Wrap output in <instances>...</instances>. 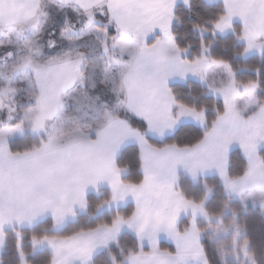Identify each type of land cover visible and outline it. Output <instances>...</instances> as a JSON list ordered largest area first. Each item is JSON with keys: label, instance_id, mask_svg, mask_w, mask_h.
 <instances>
[{"label": "snow or ice", "instance_id": "1", "mask_svg": "<svg viewBox=\"0 0 264 264\" xmlns=\"http://www.w3.org/2000/svg\"><path fill=\"white\" fill-rule=\"evenodd\" d=\"M0 264H264V0H0Z\"/></svg>", "mask_w": 264, "mask_h": 264}, {"label": "trees", "instance_id": "2", "mask_svg": "<svg viewBox=\"0 0 264 264\" xmlns=\"http://www.w3.org/2000/svg\"><path fill=\"white\" fill-rule=\"evenodd\" d=\"M193 19H194V18H193ZM180 31H181V33H183V32H185L186 30H185V28H184L183 26H180ZM189 38H190V39H194L193 36H189Z\"/></svg>", "mask_w": 264, "mask_h": 264}]
</instances>
